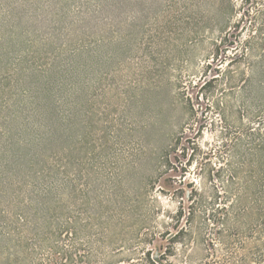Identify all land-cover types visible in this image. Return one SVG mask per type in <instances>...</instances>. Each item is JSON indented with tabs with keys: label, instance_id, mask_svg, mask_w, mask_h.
Wrapping results in <instances>:
<instances>
[{
	"label": "rangeland",
	"instance_id": "rangeland-1",
	"mask_svg": "<svg viewBox=\"0 0 264 264\" xmlns=\"http://www.w3.org/2000/svg\"><path fill=\"white\" fill-rule=\"evenodd\" d=\"M264 0H0V264H257Z\"/></svg>",
	"mask_w": 264,
	"mask_h": 264
},
{
	"label": "trees",
	"instance_id": "trees-1",
	"mask_svg": "<svg viewBox=\"0 0 264 264\" xmlns=\"http://www.w3.org/2000/svg\"><path fill=\"white\" fill-rule=\"evenodd\" d=\"M253 261L257 264H264V252L262 250H258L253 253Z\"/></svg>",
	"mask_w": 264,
	"mask_h": 264
}]
</instances>
